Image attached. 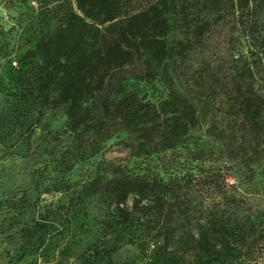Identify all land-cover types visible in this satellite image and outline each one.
<instances>
[{"label":"trees","instance_id":"trees-1","mask_svg":"<svg viewBox=\"0 0 264 264\" xmlns=\"http://www.w3.org/2000/svg\"><path fill=\"white\" fill-rule=\"evenodd\" d=\"M250 3L252 0H70L62 3L53 12L56 27L37 38L23 57L29 66L25 92L39 114L45 109H63L65 113L63 129L51 132L46 141L50 145L48 154L56 156L63 152L61 156L65 154L73 160H88L98 154L102 142L122 132L126 139L119 144L130 157H156L162 163L173 159L182 123L176 118L165 121L171 129L158 122L147 124L155 107L124 91L131 80L153 77L143 66L125 69L126 65L146 55L156 63L169 57L165 37L172 30L170 19L196 22L174 44L176 54L190 62L194 76L213 75L211 69L218 63L223 81L212 93L218 115L259 135L264 112V30L262 37L253 41L245 79L230 72L226 63L240 52L242 33L251 34L258 25ZM205 16L208 18L204 19ZM88 102L98 114L95 122H91ZM189 114L185 117L191 124L194 112L190 110ZM44 154V151L40 154L33 151L27 162L7 171L12 188L9 191L27 190L30 177L42 170H30L25 179L21 175L29 170V162H38ZM204 154L197 151L190 161L202 160ZM143 170L115 172L112 177L97 175L83 183L62 207L69 215L68 222L83 230L90 202L108 211L113 207L108 227L130 230L146 216L151 221L157 219L163 242L154 253V264H186L185 255L189 252L195 254L196 264H232L250 258L261 246L258 227L248 216L255 210L264 221V203L255 196L230 192L220 172L202 171L164 180ZM130 197L133 202L128 211L124 206ZM9 202L10 199L0 194V213L9 207ZM148 212L157 216L152 218ZM206 215L207 221L198 226L195 238L187 227L194 216ZM21 230L22 236L28 239V251L40 253L48 260L49 254L43 249L48 226L36 222ZM177 234L175 244L179 253L168 244ZM127 243H132L131 239ZM22 256L17 255V260ZM91 258L87 264L110 260L108 255L100 256L97 250Z\"/></svg>","mask_w":264,"mask_h":264},{"label":"rangeland","instance_id":"rangeland-1","mask_svg":"<svg viewBox=\"0 0 264 264\" xmlns=\"http://www.w3.org/2000/svg\"><path fill=\"white\" fill-rule=\"evenodd\" d=\"M67 1L0 0V194L10 199L9 207L0 213V264H87L95 250L100 256L110 257L109 262L98 260L96 264H154V253L163 242L157 219L151 221L146 216L130 230H121L114 225L108 227L113 207L108 211L98 203L90 202L83 230L68 222L69 215L62 207L68 204L73 192L97 175L112 177L115 172L147 169L167 180L202 171H218L230 192L238 196H255L264 203V112L259 135L218 115L212 96L223 81L218 63L215 62L216 66L211 69L213 75L196 77L190 62L181 59L174 50L175 42L194 28L195 21L169 20L172 30L165 37L169 57L161 63L146 55L124 67L143 66L153 74L149 80L129 81L124 89L126 94L155 107L147 124L158 122L171 129L165 121L176 118L182 123L172 160L162 163L156 157H130L119 144L126 139L122 132L102 142L98 154L88 160H73L65 154L61 156L63 152L56 156L48 154L50 145L46 141L51 132L63 129L65 113L63 109H45L39 114L25 92L29 66L23 57L37 38L56 27L53 12ZM249 7L253 9L252 15L258 25L251 34L242 33L240 52L226 61L229 71L243 79L249 69L253 41L260 39L264 30V0H252ZM193 58L198 60L197 56ZM262 89L264 92V83ZM87 107L92 110L91 122L97 121L98 114L90 102ZM190 110L194 112L191 124L185 117L186 114L190 116ZM33 151L37 154L44 151L45 154L38 162H29V170L21 177L25 179L30 170L41 169L42 172L30 177L25 192L9 191L12 188L7 171L27 162ZM197 151L205 153L203 159L190 161ZM132 202L130 197L124 208L130 211ZM148 214L152 218L157 216L153 212ZM206 217L194 216L187 227L195 238L198 226L207 221ZM248 217L258 227L261 246L250 258L232 264H264V221L255 210ZM36 222L48 226L43 246L49 254L48 260L40 253L29 252L28 239L21 234V229ZM177 237L178 234L168 244L179 253L175 244ZM129 239L132 243H127ZM20 254L22 258L17 260ZM185 259L186 264H196L192 252L186 254Z\"/></svg>","mask_w":264,"mask_h":264}]
</instances>
